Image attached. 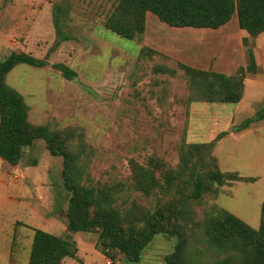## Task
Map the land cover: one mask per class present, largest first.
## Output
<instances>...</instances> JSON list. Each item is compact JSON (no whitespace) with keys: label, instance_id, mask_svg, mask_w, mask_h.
I'll list each match as a JSON object with an SVG mask.
<instances>
[{"label":"rangeland","instance_id":"374dc122","mask_svg":"<svg viewBox=\"0 0 264 264\" xmlns=\"http://www.w3.org/2000/svg\"><path fill=\"white\" fill-rule=\"evenodd\" d=\"M117 2L0 0V60L12 52H24L47 62L42 67L17 64L6 75V83L22 94L32 125L71 133L72 145L81 151L85 185L115 187V204L131 220L153 211L157 204L166 215L180 208L178 220L190 238L188 258L206 262L223 257L201 242V223L220 216L223 208L257 228L264 199V120L256 130L239 129L246 117L264 107L260 95L264 91V33L248 39L258 69L244 76L258 75V81L246 87V102L239 105L242 96L235 104L190 105L195 91L178 63L225 64L229 58L221 53L229 50L240 54L238 59L245 65L241 67H246L236 16L218 30H198L203 40H212L198 44L205 46V53H212L199 52L197 61H191L185 45L191 35L152 13L146 16L148 30L133 39L104 28ZM55 4L67 9L61 20L67 40L57 37ZM156 28L160 31L154 34ZM56 63L66 64L76 76L63 78L54 68ZM254 94L260 101L248 105L247 99ZM220 131L225 136L210 151L213 162L207 155L203 164L197 155L186 160L185 143L209 142ZM214 157L221 170L256 179L217 185L205 176L207 191L199 200L186 199L191 190L188 182L197 171L207 174L208 169H215ZM61 168L62 158L51 156L42 140L25 150L15 165L0 158V264H29L33 228L58 236L70 234L77 252L62 264H111L97 249L99 230H67L69 194L62 184ZM175 242V237L157 234L138 262L115 253L114 264H167L164 256Z\"/></svg>","mask_w":264,"mask_h":264},{"label":"trees","instance_id":"16d2710c","mask_svg":"<svg viewBox=\"0 0 264 264\" xmlns=\"http://www.w3.org/2000/svg\"><path fill=\"white\" fill-rule=\"evenodd\" d=\"M148 12L175 28L218 29L236 15L238 28L247 33L242 38L247 54L246 67H238L231 75L194 68L184 63H178V67L190 89L195 91L194 97L188 102L190 105L199 101L235 104L241 100L244 73L255 74L258 69L248 39L264 32V0H118L114 10L106 16L103 26L121 37L133 39L144 33ZM66 14L67 9L61 4L53 6V24L57 37L62 40L68 39L61 30V20ZM17 64L42 67L47 62L24 52H12L0 60V158L15 165L22 159L24 151L34 146L36 140L44 142L51 156L62 158V184L69 194L66 211L69 232L99 230L97 249L111 264H114L115 253L122 254L130 262H138L142 250L157 234H166L176 239L173 250L164 256L167 264H264V199L260 205L257 228L223 208L220 216L206 218L201 223V242L212 251L223 254V257L193 262L187 256L189 235L178 220L180 208L166 215L163 207L157 204L153 211L141 212L131 220L115 204L112 194L114 189L116 192L115 187L108 189L85 185L79 163L81 151L72 145L71 133L63 134L47 125H32L28 121V107L22 94L6 83V75ZM54 68L67 80L76 76V72L64 63H56ZM160 70L174 73L161 67ZM263 120L264 107L246 117L239 129ZM224 134V131H220L209 142L185 143L183 146L188 148V151L183 150L187 155L186 160L197 155L203 164L207 155L213 162L210 151ZM201 151L204 155L200 154ZM215 166V169H208L207 174L196 172L194 180L188 182L191 190L186 199L199 200L207 191L205 176L217 185L256 179L221 170L216 158ZM32 230L29 264H62L65 257H75L77 247L72 239L39 228Z\"/></svg>","mask_w":264,"mask_h":264},{"label":"crops","instance_id":"0c3cea01","mask_svg":"<svg viewBox=\"0 0 264 264\" xmlns=\"http://www.w3.org/2000/svg\"><path fill=\"white\" fill-rule=\"evenodd\" d=\"M147 16V15H146ZM236 16V15H235ZM234 17V16H233ZM232 17V18H233ZM228 24V23H227ZM227 24H225V25H223V26H226ZM235 24L237 25V18H236V21H235ZM223 26H221L220 28H222ZM237 27H238V25H237ZM175 28V27H174ZM220 28H218V29H220ZM181 30H184V32L185 33H189L190 35H191V38H190V40L187 42V43H185V45L187 46L188 45V47H189V50H190V53H191V55H189V58L191 59V61H192V59L193 60H195L196 59V57H195V55L197 56V54L199 53V52H201V53H203V55L204 54H206V55H208L209 53H212V51L210 52V50H206V53L204 52V47L205 46H203L202 44H198L199 42L200 43H206V44H208V43H211V39H209V37H208V39H204L203 40V37L201 36V37H199V35L201 34V33H199V31L198 30H203V31H207V30H214V29H208V28H192L191 29V27H184V28H180ZM218 29H215V30H218ZM239 29V28H238ZM148 29H147V24H146V28H145V31L144 32H146ZM160 31V29H158V28H156L153 32H154V34H157L158 32ZM239 32H240V36H241V39L244 37V36H246V32L245 31H243V30H240L239 29ZM244 32V33H243ZM264 33V32H263ZM151 39H154V38H151ZM184 42H186V41H184ZM222 57H228L229 58V60H228V63H225V64H223V63H221L220 61H218L217 63H213V64H211V62L209 61L207 64H204V65H197L196 64V62H194V65H192V64H188V63H186L187 65H189V66H191V67H194V68H198V69H203V70H212V71H216V72H221V73H224V74H227V75H231V74H233V73H235L236 71H237V69H238V67H240V66H245V65H243L244 64V60H242V61H240L238 58L240 57L239 55H236V54H234L233 52H230L229 50L228 51H222ZM244 58V57H243ZM195 61H197V60H195ZM198 63H199V61H198ZM260 72V71H259ZM258 75H256V76H254V77H247V78H245V83H244V94H243V98H242V100L239 102V105H241V104H243L244 102H246V97H245V95H246V87L248 86V85H251V82H257L258 81ZM262 83V82H261ZM257 94V93H256ZM256 94H254V95H250L249 96V98L247 99V102H248V105H253V104H256V103H258L259 101H260V99H261V97L259 96H256ZM263 98H264V91H263V93L261 92V94H260ZM196 103H206V102H193V103H191V105L192 104H196ZM253 115V114H252ZM259 122H263V121H259ZM254 124H256V123H254ZM260 124V123H259ZM258 122H257V125H250L248 128H246V129H244V132H246V130L247 129H249V128H253V130H256L255 128H258ZM225 136V135H224ZM223 136V137H224ZM222 137V138H223ZM221 140V139H220ZM219 140V141H220ZM218 141V142H219ZM217 142V143H218ZM219 163V162H218ZM224 171H226V170H224Z\"/></svg>","mask_w":264,"mask_h":264},{"label":"water","instance_id":"95a60500","mask_svg":"<svg viewBox=\"0 0 264 264\" xmlns=\"http://www.w3.org/2000/svg\"><path fill=\"white\" fill-rule=\"evenodd\" d=\"M24 149H25V148H24ZM69 235H70L69 233H66V235H65V236H66V237H69Z\"/></svg>","mask_w":264,"mask_h":264}]
</instances>
